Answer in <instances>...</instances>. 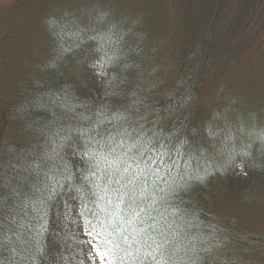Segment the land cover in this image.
Segmentation results:
<instances>
[{
    "label": "trees",
    "instance_id": "16d2710c",
    "mask_svg": "<svg viewBox=\"0 0 264 264\" xmlns=\"http://www.w3.org/2000/svg\"><path fill=\"white\" fill-rule=\"evenodd\" d=\"M154 1L157 11L162 0ZM175 4L180 7L175 33L156 28L133 4H120L124 11L117 3L113 7L92 5L91 9L81 5L85 17L80 27L68 15L52 25L51 47L45 61L28 69L23 82H15V102L0 110V181L7 178L26 190L35 179L32 166L39 163L47 167V157L60 144L57 131L65 135L64 129L82 123L78 120L81 114L95 120L94 113L102 108H127L134 120L171 134L173 143L186 142L191 176L181 182L185 186L172 197L181 215L186 214L183 220L176 219L183 233L182 242L188 247L187 255H181L185 260L191 257L196 264H222L220 252L235 245L252 251L258 245L249 233L233 228L237 221L231 210L239 208L238 203H244L248 196L247 183L238 179L234 171L241 166L249 177L264 172V147L245 156L232 150L230 137L240 131V120L231 101L226 99L224 113L213 124L207 115L208 103L201 109L198 98L204 91L202 84L233 66L241 49L250 46L264 27V0H176ZM68 21L84 30L83 43L60 30ZM220 21L224 24L221 27ZM110 27L122 51L119 59L105 69V75H97L102 53L97 41L88 37ZM234 41L237 45H233ZM175 44L180 45L176 57ZM172 57L177 59L175 63ZM170 69L169 78L166 74ZM220 90L223 94L224 89ZM61 155L79 183L77 170L84 168V163L67 145ZM198 175L203 179H197ZM76 196L73 192L57 197L43 220L39 218L42 213L35 220L29 217L30 228L21 229L13 245L0 249V260L5 264H12L13 257L16 264H93L95 252L80 242L86 237L82 235L79 200L73 198ZM62 199L68 204H63ZM216 207L224 215L218 214ZM5 226L14 227L7 221ZM189 242L196 245L194 250ZM10 247L23 253L24 258ZM37 248L42 251L37 252ZM225 264L236 261L227 260Z\"/></svg>",
    "mask_w": 264,
    "mask_h": 264
},
{
    "label": "snow or ice",
    "instance_id": "6c2138e0",
    "mask_svg": "<svg viewBox=\"0 0 264 264\" xmlns=\"http://www.w3.org/2000/svg\"><path fill=\"white\" fill-rule=\"evenodd\" d=\"M60 30L70 39L84 42V30L73 21ZM114 35L110 27L88 37L97 41L102 53L97 75H105V69L119 59L122 48ZM94 115L95 120L79 115L82 123L64 129L65 135L57 131L60 144L47 157V167L39 163L32 166L35 179L26 190L7 178L0 181V249L13 245L21 229L30 228L29 217L35 220L42 213L39 218L43 220L57 197L75 192L82 235L86 237L80 242L95 252L101 264L109 259L112 264H196L191 257L185 260L181 255H187L188 247L182 242L176 219L183 220L186 214L181 215L172 200L185 186L181 182L191 176L186 142L173 143L171 134L134 120L127 108H102ZM66 145L85 165L77 170L79 183L61 155ZM196 178L203 179L199 175ZM62 203L67 205L68 201L62 199ZM6 221L14 227H6ZM189 243L194 250L196 245ZM101 244L103 247H98ZM9 250L24 258L15 247ZM0 264L5 261L0 260ZM12 264H16L15 257Z\"/></svg>",
    "mask_w": 264,
    "mask_h": 264
},
{
    "label": "rangeland",
    "instance_id": "374dc122",
    "mask_svg": "<svg viewBox=\"0 0 264 264\" xmlns=\"http://www.w3.org/2000/svg\"><path fill=\"white\" fill-rule=\"evenodd\" d=\"M153 1L0 0V110L15 102L17 93L15 82H23L25 80L23 77L29 73L28 69L45 61L51 47L50 28L54 23L61 21V18L64 20L65 15L76 19L80 27L85 17L81 14L83 10L81 5L113 7L116 3L133 4L142 10L145 16L147 15L156 28L168 29V32L175 33L180 21V7L175 4L176 0H162L163 5L157 11ZM120 6L124 11L123 5ZM106 22L103 23L105 27L108 25ZM223 25L220 21L219 27ZM236 42L234 41L233 45H237ZM178 51L180 45L175 44L173 49L175 57ZM240 54L233 66L225 73L202 84L204 91L198 98V104L203 109L208 103L207 115L213 119L212 122L218 123L217 119L224 113L226 99L231 101L240 120L238 128L240 131L230 137L231 149L239 154L243 152L251 155L258 152L259 147H264V135H262L264 134V27L258 31L250 46L241 49ZM175 57L171 58L173 63L177 61ZM138 70L142 72L140 68ZM171 70L166 74L169 78L172 76ZM173 81L174 79L170 81L169 86L173 85ZM221 88L224 89L225 99L218 98V95H223ZM151 99L154 100V97ZM236 157L240 159L239 156ZM234 172L238 179H242L244 184L247 183L248 196L244 203H238L239 208L234 207L231 210L233 216L235 211L234 217L237 221L233 224V228L239 229V233H249L258 245L252 251H245L241 246L235 245L231 250L220 252L218 258L222 257V264L227 260L236 261V264H264V172H255L249 177L247 169L241 166ZM216 211L218 214H223L218 207ZM93 259L94 264L101 263L98 257L93 256Z\"/></svg>",
    "mask_w": 264,
    "mask_h": 264
}]
</instances>
